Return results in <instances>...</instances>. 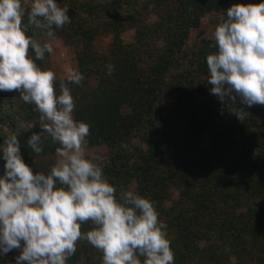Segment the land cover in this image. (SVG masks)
Here are the masks:
<instances>
[{
    "label": "trees",
    "instance_id": "obj_1",
    "mask_svg": "<svg viewBox=\"0 0 264 264\" xmlns=\"http://www.w3.org/2000/svg\"><path fill=\"white\" fill-rule=\"evenodd\" d=\"M236 1L58 0L68 6L70 22L54 27L55 36L73 47L84 76L80 84L63 79L74 118L89 124L88 146L107 148L102 169L117 192L136 183L158 218L166 217L174 264H229L233 258L236 264H264V105L212 94L206 57L217 51L214 38L200 35L196 48L187 46L205 15L222 12L224 20L225 7ZM22 6L30 9L31 0ZM153 13L156 19L149 21ZM129 28L136 36L125 42ZM29 34L49 42L35 24ZM101 34L111 35L107 53L95 48ZM49 57L45 53L37 63L49 69ZM61 80L54 82L57 89ZM34 107L19 91L0 92V144L16 134L25 162L47 174L59 145L44 133L41 153L28 147L27 137L40 130ZM28 124L34 127L25 131L21 125ZM3 164L0 159V175ZM92 227L83 222L81 232ZM19 252L0 256V264H14ZM102 256L79 239L66 264H102Z\"/></svg>",
    "mask_w": 264,
    "mask_h": 264
},
{
    "label": "clouds",
    "instance_id": "obj_2",
    "mask_svg": "<svg viewBox=\"0 0 264 264\" xmlns=\"http://www.w3.org/2000/svg\"><path fill=\"white\" fill-rule=\"evenodd\" d=\"M68 13L58 0H31L30 9L22 0H0V92L19 91L39 113L40 130L26 140L33 152L43 151L44 133L59 145L45 174L25 162L16 134L0 144V256L19 249L14 264H66L85 239L102 251V264H174L168 226L154 203L131 189L117 192L98 157L85 152L90 126L74 119L67 83L62 79L57 89L55 72L37 63L53 46L33 38L30 26L51 39L54 27L70 22ZM225 13L214 29L217 51L206 57L210 92L222 101L264 105V0H240ZM106 67L111 75L114 66ZM65 73L69 83L84 79L75 67ZM86 221L94 227L82 233Z\"/></svg>",
    "mask_w": 264,
    "mask_h": 264
},
{
    "label": "rangeland",
    "instance_id": "obj_3",
    "mask_svg": "<svg viewBox=\"0 0 264 264\" xmlns=\"http://www.w3.org/2000/svg\"><path fill=\"white\" fill-rule=\"evenodd\" d=\"M29 0H24L25 3H28ZM238 3L231 2L225 7V11L232 6L233 4ZM225 14L222 12H211L205 15L202 19L201 26L197 29H192L190 33V38L188 40V48H196L199 45L200 35L205 36L206 38H214V29L219 22L223 21ZM149 21H154L156 19V15L153 13L149 16ZM136 36L135 28H129L123 32L122 37L125 42H132L134 41ZM111 35L109 34H101L97 37L95 43V48L101 53H107L110 45ZM49 42L53 46V52L50 54L49 57V69L53 70L56 75V80L65 79L66 73L65 69L67 67H75L78 69L77 61H76V54L72 46L64 41V39L60 36H54L53 38H49ZM161 44V42H159ZM55 80V81H56ZM93 82H97V78H93ZM74 116V114H73ZM229 119L232 117L229 116ZM75 119V118H74ZM202 147L204 150L209 148V141L206 140ZM85 152L86 154H92L98 157L96 163L101 166H104L108 159V150L105 146H98V147H90L87 144L85 145ZM2 155V153H0ZM54 160L56 161L57 153L53 156ZM137 185L136 183L131 184V189L137 192ZM179 195L177 190H174L173 199H176ZM173 199L166 202V207L173 203ZM166 217L161 218V220H165ZM172 233L170 237L173 235ZM229 264H236V260L233 258Z\"/></svg>",
    "mask_w": 264,
    "mask_h": 264
}]
</instances>
